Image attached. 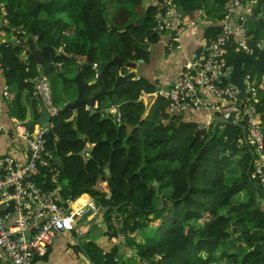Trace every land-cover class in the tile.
Instances as JSON below:
<instances>
[{"label":"trees","instance_id":"16d2710c","mask_svg":"<svg viewBox=\"0 0 264 264\" xmlns=\"http://www.w3.org/2000/svg\"><path fill=\"white\" fill-rule=\"evenodd\" d=\"M0 1L6 10L3 29L15 37L0 46L5 85L9 98L16 87L30 91L33 119L39 113L31 81L38 77L39 66L22 55H27L25 50L34 40L44 61L59 66V72L51 69L44 77L59 109L45 136L49 167L58 176L40 168L36 182L43 192L51 193L66 181L67 189L60 191L64 198L87 194L103 211L106 234L118 243L105 254L88 243L86 254L93 264H119L118 257L134 246L140 264H264V190L252 176L250 150L239 145L241 127L230 123L213 129L212 124L205 132L183 114L171 115L169 102L162 97L149 104L139 101L142 92L151 95L157 90V82L143 77L115 87L119 69L110 64L114 57L122 63L148 62L143 45L159 40L152 29L162 0ZM229 1L212 3L222 12ZM204 2L173 0L188 18L198 17ZM263 3L259 0L255 11ZM114 7L120 9L115 12ZM143 13L145 23L139 27L134 21ZM260 27L264 30L263 23ZM219 30L218 24H212L204 37L214 39ZM238 56L226 47L222 57L230 65ZM81 62L85 65L77 74ZM95 62L108 63L100 82H96ZM246 74L256 75L255 67L247 64ZM75 75L86 85V98L103 88L111 91L95 102L98 108L115 107L119 121L114 114L91 116L83 105L76 115L62 109L77 95L71 81ZM260 94L258 118L264 142V92ZM17 98L16 93L13 102ZM143 220L145 226L156 227L157 242L139 237Z\"/></svg>","mask_w":264,"mask_h":264},{"label":"built area","instance_id":"2783aa9c","mask_svg":"<svg viewBox=\"0 0 264 264\" xmlns=\"http://www.w3.org/2000/svg\"><path fill=\"white\" fill-rule=\"evenodd\" d=\"M257 1L231 0L218 21L220 30L216 37L204 40L189 55V60L180 68L174 87L160 86L154 95L168 100L171 114H194L208 110L222 120L243 125L245 135L240 140V146L252 151V176L260 181L264 190V142L257 107L258 94L264 86L257 84L256 78L244 76L245 93L249 96L240 100L237 98L238 91L222 80L230 71V66L222 57L224 49L235 44L236 52L248 54L244 40L234 42L235 38L246 37L243 20L238 14L243 6ZM0 8L5 13V8ZM198 21L199 18L188 20L177 11L173 0H162L155 15L154 31L165 32L167 50L175 52L182 48L181 37L185 30L194 27ZM3 72L4 68L0 65V74L3 75ZM31 82L34 95L52 120L59 109L53 104L48 81L36 78ZM8 94L5 85L2 97L8 99ZM116 115L119 121L118 111ZM51 126L49 122L46 128L35 125L26 129L16 122L11 130H6L0 122V134L8 136L9 143H13L11 146L19 142L26 153L23 163L11 154H0V252L3 260L0 264H32L36 257L47 255L61 233L74 229L77 217L87 211L92 217L100 213L92 197L75 212H69L70 197L52 196L38 187L35 177L40 168H49L50 165L45 136ZM199 129L206 132L209 124L199 126ZM49 172L54 177L58 174L53 169Z\"/></svg>","mask_w":264,"mask_h":264},{"label":"crops","instance_id":"0c3cea01","mask_svg":"<svg viewBox=\"0 0 264 264\" xmlns=\"http://www.w3.org/2000/svg\"><path fill=\"white\" fill-rule=\"evenodd\" d=\"M210 1L213 7L214 5L212 3V0H209V2ZM0 4L4 5L2 1H0ZM257 5L258 3L254 4L252 7L246 6L245 8H241L240 12L244 14L252 13L254 15L262 13L264 16V3L262 5L263 8L262 11L259 12L255 11ZM208 8H209L208 3L204 2L199 12L200 14L199 21L195 24L194 27L187 28L181 37L182 48L180 50L167 53L163 40L164 36H160L159 41L156 44H149L148 42H144L143 45V47L145 48L144 50H146V52H149L148 62L147 63L143 62V64L138 65L135 71L137 78L143 77L150 80L151 82H157V87L161 86V88H164V86L165 88L174 87L181 66L184 65L189 60V55L193 51L197 50L198 47L203 43L205 29L210 25L211 22H215L216 18L220 16L221 13L220 9L215 12H213L214 10L212 8L210 9V12L205 11ZM143 15L137 17L136 20L141 18ZM136 20L134 21V23L136 22ZM245 24H249L250 28L248 27L249 29H246ZM245 24H244L245 35L247 37L253 32L254 26L249 22ZM3 28H4L3 15L0 11V46L2 44H7L11 41H14L15 38L11 33L5 32ZM246 37L243 39L240 37L235 38L234 42L238 43L241 40H245ZM26 51L29 50H25V52ZM25 55L24 54L22 55L23 59H27L24 57ZM40 72H41V67L39 66V73ZM45 73L43 78L45 77L46 79ZM128 73L129 70L127 68L119 69V75L124 76L127 75ZM38 78H39V74H38ZM4 86H5V77L2 74H0L1 125L6 130H11L16 122L25 123L29 120H34V121L37 120V119H33V116L31 117L29 115L30 104H28L29 102L28 95L30 91L24 87L21 90L16 87L15 89L13 88L14 91L11 92L10 90L11 92L10 98L5 99L2 97ZM16 93L18 95V98L13 102ZM31 96H33V98L37 102L36 105L38 108V113H40L41 106L39 104L40 102L36 100L37 97L34 95L33 85H32ZM70 102L72 101H69L66 104ZM64 106L65 104L62 106V108ZM86 109L89 110L88 107H86ZM113 110H116V108L113 107ZM113 110L111 109V114H114ZM70 111H73V115H76V110H70ZM183 116L186 120L191 119L192 121L197 122L198 126H204L208 124L210 125L212 122H215L213 114L208 110H202L194 114L185 113L183 114ZM12 144L13 143H9L8 136L6 134H0V154L3 153L11 154L19 163L25 162L26 153L24 147L21 146L19 142L14 144V146H11ZM89 148L91 149L92 146L89 145ZM85 155L88 156V154ZM65 189H67L66 181L60 183L58 185L57 190L50 194L52 196L56 195L60 198H63V195H61L60 191L61 190L64 191ZM89 197H90L89 195L83 194L78 198L72 200L68 205V211L75 212L80 207L84 206L85 202ZM261 202L264 204L263 199H261ZM88 212L89 211H87L81 217H77L75 228L72 231L61 233L56 239L54 245L49 248L47 255L43 258L36 257L33 260L32 264H93L86 254V250H88L87 244L90 242L94 243L102 254L108 253L111 250V248L118 243V240L115 238L109 239V237L107 236L106 234L107 225L104 222L102 210L99 213V215L96 217H92L90 212L89 215L86 216ZM76 241H78L79 243L77 244ZM123 242L124 241H122V243ZM121 252H123V250H121ZM123 258L125 259L126 262L125 264H130L128 259L132 258L131 252L129 254H125L124 256L118 257L117 261L119 262V264H122L121 259ZM0 260H1L0 263H2L3 260H2L1 252H0ZM96 261H98V258L96 259Z\"/></svg>","mask_w":264,"mask_h":264},{"label":"water","instance_id":"95a60500","mask_svg":"<svg viewBox=\"0 0 264 264\" xmlns=\"http://www.w3.org/2000/svg\"><path fill=\"white\" fill-rule=\"evenodd\" d=\"M249 6L252 7L251 4H249ZM226 8H227V6L225 7V9ZM240 17H243V19L246 22H249V23L253 24V26H254V31L252 33V37L247 38L245 40V44L248 48V54L245 57H236L232 60L231 70L223 78V80L225 82H227L230 86H232L234 89L238 90L237 98L244 100L245 97L249 96V94H245V82L242 79V75L245 72L246 65L251 64L255 67L256 72H257L258 82H261L262 77L264 75V33L259 34L260 22L264 20V16L262 13H259L257 15L249 13V14H241ZM145 18H146V14H144L141 18L136 20L135 25H137L139 27L143 26L145 23ZM146 54H149V52H146ZM56 55H60V53L57 52ZM24 57L33 59L34 62L36 63V65L41 67V72L39 73V79L40 80H42L44 73L50 69H55L57 72H59V67L57 65H54L52 63H48V62L44 61L42 54H41V51L36 49L34 46V40H33L32 44L30 45L29 53L27 55H25ZM68 60H73V59L68 58ZM94 64H95L94 68H95V71L97 74L96 82H100L99 75L107 67L108 63L95 62ZM110 64L117 66L118 69L127 68L129 70V73L127 75H124V76L119 75L117 77L116 83H115V87H117L118 85H120L123 82L134 80L136 77V73H135L136 68L138 67L139 64H143V61H139L137 63L127 62V63L123 64L119 60L118 57H114L110 61ZM84 65H85V62H81L78 64V66L76 68L77 74H78L80 68ZM71 81L73 83H75L77 86V96L72 102L65 104V106L62 109L76 110L78 106L84 105V106L89 108L91 116L94 114H103V113L110 114L111 113L112 108H107V107L98 108L97 104L95 102L96 98L99 95L110 94L111 91L103 88L101 90V92H99V94H96L91 98H86L84 96V90L86 89V85L82 84L80 82L78 75H75V77L72 78ZM36 100L39 101V98H36ZM49 121H50V118H49L48 113L46 112L45 108L41 107L38 119L35 121L29 120V121L24 123V126L26 129H29L34 124H37V125H40V126L46 128ZM217 122H219L221 124H228L227 121L220 120L219 118L216 117L215 118V124ZM242 130H243V134H244V129H242ZM212 137L213 136H211L209 138V140L212 139ZM250 154H251V162H250V165H251L253 155L251 152H250ZM55 165L57 166L58 164H55ZM104 172H105V174L109 173L108 169H105ZM87 215H89V212L86 214V216ZM145 224H146L145 221H143V225H145ZM76 243L78 244L79 242L76 241ZM132 257L137 259V261H141V258L138 255V252H137L135 246L132 249Z\"/></svg>","mask_w":264,"mask_h":264},{"label":"clouds","instance_id":"9594fccd","mask_svg":"<svg viewBox=\"0 0 264 264\" xmlns=\"http://www.w3.org/2000/svg\"><path fill=\"white\" fill-rule=\"evenodd\" d=\"M231 2V0L228 2V3H230ZM259 2V0L256 2V3H258ZM228 3L226 4V6L228 7ZM255 3V4H256ZM174 4V3H173ZM250 4V3H249ZM249 4H246L245 6H243V8H245L246 6H249ZM252 6L254 5V4H251ZM174 6H175V8L177 9V11H179L180 13H182L184 16H186V18L189 20V19H198L199 17H200V14H199V12H198V17H196V18H188L187 17V14H185V13H183L175 4H174ZM225 6V7H226ZM0 7H4L5 8V6L4 5H1L0 4ZM250 7V6H249ZM226 10H227V8L225 9L224 8V11H222L223 13H222V15H220V16H218L217 17V21H215V22H211L210 23V25H212V24H218V21H219V19H221L222 17H223V15H224V13L226 12ZM0 11H1V8H0ZM2 13V12H1ZM241 14H244V13H242V12H239V14H238V17L239 18H242V20H243V25L245 24V23H247L244 19H243V17H240V15ZM2 15H3V26H6V24H7V21H6V19H4V17L6 16V10H5V13H2ZM257 15V14H256ZM6 21V22H5ZM260 23H263V25H264V20L263 21H261ZM209 25V26H210ZM219 25V24H218ZM155 28V27H154ZM154 28L152 29V32L154 33V34H157V35H159V38H160V36H164V38H163V40H164V45H165V48H166V50H167V47H166V38H167V35H166V33L165 32H157V31H154ZM254 31V30H253ZM253 33V32H252ZM252 33L249 35V36H247L246 37V39L247 38H251L252 37ZM260 33H264V30L260 27V30H259V34ZM246 36V35H245ZM216 37V36H215ZM245 39V40H246ZM204 40H207L205 37H204ZM212 40V39H211ZM244 40V41H245ZM159 41V40H158ZM145 42H147V41H145ZM227 47H230V48H233V52L234 53H236L237 55H240V56H238V57H245L247 54H244L243 52H236L235 51V44L234 45H232V46H227ZM199 48V47H198ZM168 51V50H167ZM169 52V51H168ZM148 55V54H147ZM236 58V57H235ZM224 59V58H223ZM224 61H225V59H224ZM137 62H139V61H137ZM137 62H135V63H137ZM124 64V63H123ZM227 64V63H226ZM95 66V64H93V67ZM227 66H230V70H231V64L230 65H228L227 64ZM230 72V71H229ZM257 73V72H256ZM246 75H249V74H246ZM246 75H244V73H243V75H242V79H243V77L244 76H246ZM251 77H254V78H256V80H257V84H259V85H263L264 86V83H263V77H264V75H263V77H262V80H261V82H258V77H257V74L256 75H250ZM38 78V77H37ZM39 79V78H38ZM42 79H44V78H42ZM137 79H139V77L137 78V76L135 77V79L134 80H137ZM40 80V79H39ZM45 80V79H44ZM222 80H223V78H222ZM47 81V80H46ZM131 81H133V80H131ZM224 81V80H223ZM244 82H245V80H243ZM225 82V81H224ZM32 83V82H31ZM226 84H228L227 82H225ZM33 84V83H32ZM229 85V84H228ZM34 86V85H33ZM230 86V85H229ZM232 87V86H231ZM160 87H157V90L159 89ZM233 88V87H232ZM234 89V88H233ZM9 90V89H8ZM156 90V91H157ZM236 90V89H235ZM238 91V90H237ZM262 91H264V90H260L259 91V93L260 92H262ZM156 93V92H155ZM155 93H153V94H151V95H149V94H145L144 92H142L141 93V95H140V97H139V101H142V102H146L147 104H149L150 103V101H151V99H154V98H156V97H158V96H155L154 94ZM238 94V93H237ZM246 94V93H245ZM144 95H146V96H144ZM38 98V97H37ZM245 98H247V97H245ZM239 99V98H238ZM258 99H259V94H258ZM241 100V99H240ZM40 101V100H39ZM40 106H41V102H40ZM55 106V105H54ZM42 107V106H41ZM56 107V106H55ZM258 108H259V101H258V106H257ZM44 108V107H43ZM57 108V107H56ZM115 108V107H114ZM112 110H113V107H112ZM117 110V109H116ZM116 110H113L114 111V115H116V113H117V111ZM47 112V111H46ZM258 113H259V110H258ZM111 114V113H110ZM172 115V114H171ZM214 116V119L217 117L216 115H213ZM50 118V117H49ZM217 118H219V117H217ZM220 119V118H219ZM220 120H222V119H220ZM52 120H50L49 122H51ZM226 121V120H225ZM48 122V123H49ZM228 122V121H227ZM230 123H233V122H228V124H230ZM20 124H22L23 125V127L25 128V126H24V123H20ZM213 124V129L214 128H216L217 127V125H219V127H222L221 125H224V124H221V123H219V122H217L216 124H215V122H212L210 125H212ZM236 124V123H235ZM35 125H37V124H34L33 126H31L29 129H31V128H33ZM209 125V126H210ZM238 126H240L241 127V129H244V127H243V125H241V124H237ZM262 125V124H261ZM47 126H48V124H47ZM198 128H199V126H198ZM261 128H262V126H261ZM50 130V129H49ZM48 130V131H49ZM243 131V130H242ZM263 134V133H262ZM245 135V129H244V134H243V136ZM243 136H242V138H243ZM240 145V144H239ZM250 152L252 153V151L250 150ZM49 153V152H48ZM50 154V153H49ZM252 155H253V153H252ZM251 157V156H250ZM252 160H253V158H252ZM50 161H51V155H50V160H49V164H50ZM251 162V161H250ZM252 166V163H251V165H250V167ZM49 169H53V168H48V171H49ZM54 170V172H57L58 173V171H56L55 169H53ZM51 173V172H50ZM51 175H52V177L54 178V176H53V173H51ZM57 176H58V174H57ZM56 176V177H57ZM37 177V176H36ZM46 193H49V192H46ZM52 193V192H51ZM91 197V196H90ZM100 212H101V209H100ZM103 212V211H102ZM146 223V222H145ZM76 224V223H75ZM146 225V224H145ZM144 225V226H145ZM75 228V227H74ZM72 231V230H71ZM67 232H69V231H67ZM64 233V232H63ZM133 249V248H132ZM137 250V249H136ZM138 252V251H137ZM131 256H132V250H131ZM139 262V264H140V262L141 261H138Z\"/></svg>","mask_w":264,"mask_h":264},{"label":"rangeland","instance_id":"374dc122","mask_svg":"<svg viewBox=\"0 0 264 264\" xmlns=\"http://www.w3.org/2000/svg\"><path fill=\"white\" fill-rule=\"evenodd\" d=\"M207 3H208V5H209V8L208 9H206L205 11H207V12H210V9L212 8L214 11L213 12H215V11H218L219 9L217 8V7H212V5H211V1L209 2V0H207L206 1ZM120 8H117V7H114V10H115V12H117L118 10H119ZM258 9L260 10V11H262V5H260L259 7H258ZM106 15H107V17H110V13L112 12V8H111V6L109 7H107L106 8ZM222 13L223 12H221L220 13V15H222ZM111 19V18H110ZM108 21V23H109V21L110 20H107ZM215 21H217V18H216V20ZM250 28V26H249V24H245V28L246 29H249ZM245 28H244V25H243V29H244V31H245ZM114 47H116V46H114ZM259 97H261V94H260V96ZM244 198V197H243ZM144 221V220H143ZM143 221H142V223H143ZM98 230V229H97ZM139 235V237L140 238H142L143 239V241H147V242H149V243H155V242H157L158 241V234H157V232H156V227H153V226H151V225H149V226H144L142 229H141V232H140V234H138ZM128 261L130 262V264H138V261H137V259H135V258H129L128 259ZM121 263L122 264H125L126 262H125V259L123 258V259H121Z\"/></svg>","mask_w":264,"mask_h":264}]
</instances>
